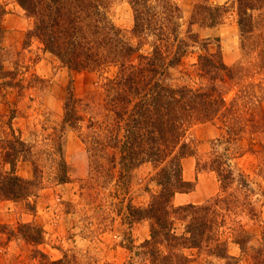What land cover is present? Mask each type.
<instances>
[{
    "label": "rangeland",
    "instance_id": "rangeland-1",
    "mask_svg": "<svg viewBox=\"0 0 264 264\" xmlns=\"http://www.w3.org/2000/svg\"><path fill=\"white\" fill-rule=\"evenodd\" d=\"M205 1L221 6L231 5L233 0ZM170 2L180 12L178 37L187 38L190 30L198 43L190 44L179 65L169 69L167 83L191 89L215 85L227 113V119L197 125L188 133L187 140L193 143L196 157L184 158L181 168L183 180L193 187L190 192L175 193L171 204L197 206L214 198L220 191L216 174L197 169V159L203 162L211 153L228 149L236 175L228 192L238 199L234 198L231 214H226L220 240L228 241L227 254L237 258L236 264H254L249 257L259 248L264 227V15L255 16L254 32L241 40L232 8L220 24L201 27L190 21L193 10L204 6V0ZM0 14V60L8 73L0 79V148L5 138H11L7 129L11 126L14 135L32 150L30 161L36 160L42 168L43 182L42 189L28 201H0V226H6L0 233V264H41L43 260L61 259L65 264H151V256L142 247L150 237L148 221L129 223L130 209L146 208L151 196L160 191L156 170L144 163L119 179L115 168L110 178L89 158L82 135L62 124L69 91L80 100L75 106L78 114L85 117L83 127L88 126L91 117L103 119L98 113L103 114L104 86L115 76L116 67L103 72L71 71L44 52L35 38L26 37L33 21L15 0H0ZM133 18L129 0H115L111 21L137 45L131 34ZM147 39L151 42L153 37L149 34ZM150 51V46L144 44L138 54L148 55ZM217 53L222 63L232 69L230 75L223 72L218 77L220 74L212 73L200 78L196 71L198 57ZM56 137L68 176L62 184L51 180L56 169L51 160L59 158L52 142ZM3 170L8 171V165L0 167ZM15 173L30 179V162L18 159ZM239 175L245 179L246 187H241ZM177 194L187 196L186 200H177ZM26 225L41 229L40 244L14 235L18 229L32 233L21 228ZM183 227V223L176 222L173 232L180 235ZM245 233L250 250L242 255L232 239ZM182 254L188 259L185 264H225V260L193 249H184Z\"/></svg>",
    "mask_w": 264,
    "mask_h": 264
},
{
    "label": "trees",
    "instance_id": "trees-1",
    "mask_svg": "<svg viewBox=\"0 0 264 264\" xmlns=\"http://www.w3.org/2000/svg\"><path fill=\"white\" fill-rule=\"evenodd\" d=\"M15 1L33 21L26 37L35 38L42 50L53 55L62 66L74 72H103L108 67H116L115 76L104 86L103 114L98 113L103 119L91 117L88 126L83 127L85 117L78 114L75 106L80 100L69 91L62 124L82 135L89 158L110 178L115 168L119 179L144 163H150L156 170L160 191L151 196L146 208L130 209L132 222L129 223L148 221L150 237L142 247L151 256V264H185L188 259L182 254L184 249L225 260V264H236L237 258L227 254L228 241L220 240L226 214H231L234 198L238 199L236 194L228 192L236 180L228 149L211 153L203 162L197 159V169L216 174L220 191L214 198L197 206L173 207L171 204L175 193L190 192L193 187L183 180L181 168L184 158L196 157L193 143L187 140L188 133L197 125L227 119L224 98L215 85L191 89L174 88L167 83L169 69L179 65L190 44L198 43L190 30L187 38L178 37L181 17L177 6L170 0H129L134 13L131 34L137 39L134 45L111 21L115 0ZM231 8L237 17L240 38L245 40L255 30V16L264 15V0H233L231 5L221 6L208 5L204 0V6L193 10L190 24L214 27ZM2 34L0 28V50ZM149 34L153 37L151 42L147 39ZM144 44L150 46L148 55L138 54ZM196 71L202 78L212 73L230 75L232 69L222 63L217 53L199 56ZM7 75L0 60V79ZM225 125L230 124L225 122ZM7 129L11 138L2 142L0 167L8 165L9 170L0 171V201H28L42 189V168L36 160L30 161L32 150L14 135L11 126ZM52 142L59 158L51 160V166L56 168L51 180L62 184L68 181V176L59 137ZM18 159L30 162V179L15 173ZM105 164L109 165L108 169ZM239 176L241 187H246L245 179ZM176 222L184 224L180 235L173 232ZM22 227L32 233L18 229L15 236L32 244L41 243L43 235L39 227ZM5 229L6 226H0V233ZM245 236L247 233L232 239L242 255L250 250ZM260 236L259 248L249 257L254 264H264V227ZM41 264H65V261L43 260Z\"/></svg>",
    "mask_w": 264,
    "mask_h": 264
},
{
    "label": "crops",
    "instance_id": "crops-1",
    "mask_svg": "<svg viewBox=\"0 0 264 264\" xmlns=\"http://www.w3.org/2000/svg\"><path fill=\"white\" fill-rule=\"evenodd\" d=\"M178 196H179V198H178ZM185 197H187V196H185V195H180V194L178 195V194H177V196H176L175 198H176L177 200H178V199H179V200H182V199H183V200H186Z\"/></svg>",
    "mask_w": 264,
    "mask_h": 264
}]
</instances>
